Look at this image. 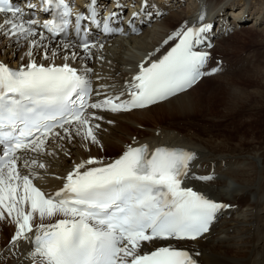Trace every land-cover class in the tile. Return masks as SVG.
Masks as SVG:
<instances>
[{
  "label": "snow or ice",
  "instance_id": "snow-or-ice-1",
  "mask_svg": "<svg viewBox=\"0 0 264 264\" xmlns=\"http://www.w3.org/2000/svg\"><path fill=\"white\" fill-rule=\"evenodd\" d=\"M41 4L56 17L42 23L26 19L22 8L0 0L4 16L0 35L29 43L27 64L13 69L0 62V220L16 226L11 246L17 247L21 240L32 244L33 264H198L187 250L171 244L142 251L145 243L156 240H196L209 231L217 212L228 207L183 186L195 153L129 145L109 163L92 157L76 164L53 194L37 187L34 178H38L35 169L46 168L39 158L63 151L62 141L79 137L102 148L96 135L104 120L100 112L149 107L218 71L205 73L210 53L197 50L212 25L185 23L164 41H175L170 51L147 67L141 64L124 92L94 100L86 74L69 63H38L34 58L40 55L50 61L57 55L49 53L45 32L52 37L65 32L74 14L65 0H41ZM146 6L144 0L142 8ZM95 16V8L91 15L76 13L75 28ZM81 47L86 53L90 50L88 43ZM76 55L71 53L72 58ZM52 145L55 148L49 151ZM37 217L40 222L34 225ZM56 217L54 223L45 222Z\"/></svg>",
  "mask_w": 264,
  "mask_h": 264
},
{
  "label": "bare ground",
  "instance_id": "bare-ground-1",
  "mask_svg": "<svg viewBox=\"0 0 264 264\" xmlns=\"http://www.w3.org/2000/svg\"><path fill=\"white\" fill-rule=\"evenodd\" d=\"M77 1L81 6L85 5L84 0ZM127 1L137 3L140 7L144 2ZM107 2L105 0L103 4L107 5ZM115 6V3L111 4L112 8ZM143 9L145 12L138 19L143 30L140 35L107 39L106 43L102 41L91 47L88 53L73 43L48 39L44 43L48 46L49 53L55 51L57 55L50 61L43 60L40 55L34 58L38 63H69L77 68L93 80L95 93L101 92L100 96L95 94L94 100H99L105 95L113 96L124 92L132 76L140 71L141 64L148 66L161 59L175 43L169 41L165 44L164 41L185 23L189 27L212 23L214 32L206 34L211 44L206 43L202 49L211 48L212 54L223 55L227 51L236 53L237 68L240 69L239 65L244 68L236 77L238 81H244L245 85L237 82L222 83L220 88L225 90L224 96L227 98L221 109L211 107L209 102L195 100L196 94L205 89L209 80L220 79L216 77L225 59L219 57V63L210 58L204 72L219 70L204 75L182 94L143 110L100 112L104 120L99 122L101 128L96 130V135L102 148L81 141L79 137L70 143L62 141L63 151L57 150L55 155H42L39 158L40 162L46 164V168L35 169L38 178H34V183L46 194H53L63 187V177L76 164L92 157L109 163L126 151L129 145L134 147L146 144L150 151L157 147H167L193 152L195 159L190 164L183 186L192 187L207 198L228 207L217 212V221L209 233L200 239L156 240L151 244L145 243L142 251L147 253L171 244L187 250L198 264H264V65H257L258 55L245 52L247 46H264V0H147V6ZM115 11L120 12L121 9ZM161 13L163 14L159 18ZM151 16L150 21H147ZM3 18L0 15V20ZM241 18L243 19L239 21ZM249 19L254 21L244 26ZM246 37L252 38L253 42L244 43ZM69 44L71 47H63ZM28 50V41L17 42L15 38L0 35V62L19 69L21 65L28 63ZM72 52L77 54L75 58L71 57ZM65 56H69V59L64 60ZM88 69L91 71H87ZM126 97L123 96L122 99ZM202 114H219L224 123L232 119L233 124L226 128V133L221 132V135H213L212 132L204 135L189 124L186 132L178 122L176 126L173 124L175 121H172L179 117H200L198 115ZM205 115H202L203 118ZM109 120L113 123H108ZM235 120L238 122L234 123ZM211 123L212 128L220 126H217L215 120ZM54 148L55 145H52L49 151ZM65 152L68 154L65 155ZM228 171L230 172L226 174ZM193 176L213 178L202 181L192 178ZM56 219L59 217L45 222L54 223ZM39 222L37 217L33 224ZM15 231L13 223L0 220V264H33L30 258L32 244L21 240L13 248L7 242V235L12 237Z\"/></svg>",
  "mask_w": 264,
  "mask_h": 264
},
{
  "label": "rangeland",
  "instance_id": "rangeland-1",
  "mask_svg": "<svg viewBox=\"0 0 264 264\" xmlns=\"http://www.w3.org/2000/svg\"><path fill=\"white\" fill-rule=\"evenodd\" d=\"M158 2H159V0H158ZM241 14H242V12L241 11H239ZM254 20L253 19H249L248 21H247V23H245V25L244 26H248V25H250V24H252L251 22H253ZM241 29V28H240ZM243 33H244V31H243ZM258 38V37H257ZM243 42L244 43H250L251 44V42H253V39L252 38H245L244 40H243ZM260 44H258V45H251V46H247V48H245V52L247 53V54H252V55H254V56H256V55H258V56H256V58H257V61H256V63H257V65L259 64V66L262 64V65H264L262 62H264V59H263V57H264V46L262 45H260ZM259 46V47H258ZM251 48V49H250ZM260 51V52H259ZM260 55H259V54ZM218 54V53H217ZM220 54V53H219ZM236 54V53H235ZM235 54H233V53H231V52H229V51H227L225 54H223V55H221V56H219V57H221V58H224L225 60H224V62H223V65H222V67H221V71L219 72V75L216 77V78H220L219 79V81L218 80H215V79H213V80H209L208 81V85L205 87V89L203 90V91H199L197 94H196V99L195 100H200V101H202V102H206V103H210V106L211 107H213V108H215V106L218 108V109H221L222 108V104L224 103V99H226L227 98V96L225 95L224 96V93H225V90H223L222 88H220L223 84L222 83H230V84H234L235 82H237L238 84H240V85H245V83H243L244 81H238V79H237V77L236 76H238V74H239V72H243L244 71V68L243 67H241L239 64V68L240 69H238L237 68V66H236V63H237V54L235 55ZM262 54V55H261ZM241 55V54H240ZM213 60V59H212ZM215 60H216V58H215ZM214 60V61H215ZM223 60V59H222ZM262 61V62H261ZM260 62V63H259ZM237 72V73H236ZM227 74V75H226ZM222 75V76H221ZM224 76V77H223ZM227 76V77H226ZM221 77H222V79H221ZM226 78H228V79H226ZM224 80V81H223ZM225 80H227V81H225ZM233 82H232V81ZM199 83H201V82H199ZM217 83V85H215ZM222 84V85H221ZM215 86V87H214ZM212 87L214 88L213 90H212ZM211 88V89H210ZM221 91V92H220ZM223 94V95H222ZM200 95V96H199ZM202 96H204V97H202ZM198 97H199V99H198ZM212 99V100H211ZM221 100V101H220ZM226 104V103H225ZM219 106H221V107H219ZM209 109V108H208ZM211 109V108H210ZM202 115H205V114H202ZM202 115H198V116H200V117H196V115H194V116H192L191 118H185V119H183V118H181V117H179V118H177V120H172L173 122L175 121V123H173L174 125H178L177 124V122L180 124V127H181V129H183V128H185L187 131L186 132H188V128H187V124H189V126L191 127V128H195V129H199L198 131H199V133L201 134L202 132L204 133V135H208L209 134V132L211 133H213V135L215 134V133H220L219 135H221L222 133H226L227 131H226V128L227 127H231V125L233 124V120L232 119H230L229 120V122H223L222 121V118L220 117V115L219 114H216V115H207V116H209V117H207L206 115H205V118H203L204 116H202ZM213 117H214V119H213ZM221 119H220V118ZM193 118V119H192ZM200 118V119H199ZM220 119V120H219ZM196 120V121H195ZM216 121V124H217V126L218 125H220V126H218V128H212V126H211V121ZM218 120V121H217ZM210 121V122H209ZM208 122V123H207ZM230 122H231V124H230ZM238 122V121H237ZM236 122V120H235V122L234 123H237ZM172 123V122H171ZM184 125H183V124ZM201 123V126H198L199 124ZM195 124V125H194ZM206 124V125H205ZM186 125V126H185ZM227 125H229V126H227ZM194 126V127H193ZM201 127V128H200ZM220 127V128H219ZM213 129H214V131H213ZM218 129V130H217ZM223 130H224V132H223ZM207 131V132H206ZM222 132V133H221ZM194 132H192V134H193ZM230 171H228V172H226V174L227 173H229ZM9 236H11V235H7V242H10V238L11 237H9Z\"/></svg>",
  "mask_w": 264,
  "mask_h": 264
}]
</instances>
